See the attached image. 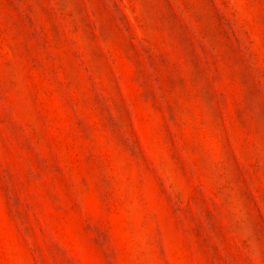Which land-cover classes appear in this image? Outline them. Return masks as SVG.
I'll list each match as a JSON object with an SVG mask.
<instances>
[{
  "label": "rangeland",
  "instance_id": "374dc122",
  "mask_svg": "<svg viewBox=\"0 0 264 264\" xmlns=\"http://www.w3.org/2000/svg\"><path fill=\"white\" fill-rule=\"evenodd\" d=\"M0 264H264V0H0Z\"/></svg>",
  "mask_w": 264,
  "mask_h": 264
}]
</instances>
